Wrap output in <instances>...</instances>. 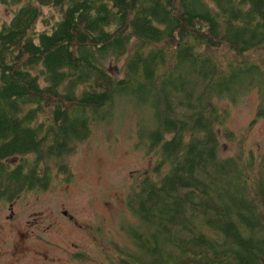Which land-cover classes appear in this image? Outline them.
I'll return each mask as SVG.
<instances>
[{"label":"trees","instance_id":"obj_1","mask_svg":"<svg viewBox=\"0 0 264 264\" xmlns=\"http://www.w3.org/2000/svg\"><path fill=\"white\" fill-rule=\"evenodd\" d=\"M263 46L264 0H26L0 26V199L48 185L124 98L158 160L103 264H264V156L220 154L217 125L237 134L211 102L264 92Z\"/></svg>","mask_w":264,"mask_h":264},{"label":"rangeland","instance_id":"obj_2","mask_svg":"<svg viewBox=\"0 0 264 264\" xmlns=\"http://www.w3.org/2000/svg\"><path fill=\"white\" fill-rule=\"evenodd\" d=\"M18 1L0 0V26L26 0ZM44 10L45 15L53 11L47 7ZM37 26L42 28V22ZM251 56L264 58V46ZM110 69L117 71L116 67ZM259 90L240 91L237 102L227 97L211 99L221 115L228 111L225 125L237 134L229 139L217 125L223 157L237 155L240 142L244 148L246 144V150L253 149L257 157L264 150V92ZM110 110L108 121H95L90 138L75 153L65 160H49L55 176L47 190L22 189L14 207L17 220H8L11 209L0 203V251L10 253L18 232L30 235L29 253L24 258L16 257L14 264H103L117 255L116 243L127 241L121 225L123 219L131 217L126 208L128 191L139 178L154 171L158 157L139 145L138 120L144 118L148 124L147 111L135 109L124 98L117 99ZM33 158V154L27 155V159ZM64 167L70 176L59 173ZM9 260L11 257L0 264H11Z\"/></svg>","mask_w":264,"mask_h":264},{"label":"flooded vegetation","instance_id":"obj_3","mask_svg":"<svg viewBox=\"0 0 264 264\" xmlns=\"http://www.w3.org/2000/svg\"><path fill=\"white\" fill-rule=\"evenodd\" d=\"M241 143L242 142H240V144ZM245 150H246V144H245ZM247 151L254 152L253 149L252 150H247ZM254 154L256 155L255 152H254ZM263 156H264V150L262 151V153L260 154L258 159L263 158ZM7 161L11 165L12 168H15L17 165L22 163V156H20V155L11 156V157H9L7 159ZM51 169H52V165H51ZM53 172H54V170L52 169L51 179H50V182L48 183V185H46L44 187L36 186L35 188H33V190H41V191L47 190L50 187V184H51V182H52V180H53V178L55 176V174ZM59 173L60 174L61 173L64 174L62 171L61 172L59 171ZM28 188H30V187L26 186L25 188H23V190L28 189ZM23 190H21L20 192H17V194H13L11 197H9V199L8 198L0 199V203L9 205V207L11 209V214L6 216V218L8 220H10L11 222H13V221L18 219V214L16 213V210L14 209L15 201H16V198L20 196V193ZM64 212L67 214L68 211H64ZM70 218L72 219L73 217L71 216ZM29 222H31V221L28 220L27 223H29ZM24 228L26 230H28L26 225L24 226ZM16 238L17 239L14 241L13 247H12L10 253H4V252L0 251V262L2 260L6 259L7 257H11V260H9V261L11 262V264H14L13 261H14V259L16 257L24 258L29 253V251L27 249V242L30 240V235L27 236L26 233H24V232L23 233H19L18 232V234H16Z\"/></svg>","mask_w":264,"mask_h":264}]
</instances>
